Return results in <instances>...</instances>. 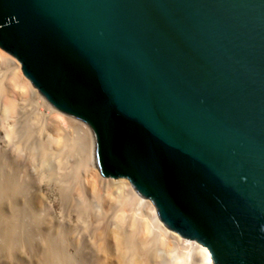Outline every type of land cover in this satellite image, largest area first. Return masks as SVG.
Segmentation results:
<instances>
[{
	"label": "water",
	"instance_id": "obj_1",
	"mask_svg": "<svg viewBox=\"0 0 264 264\" xmlns=\"http://www.w3.org/2000/svg\"><path fill=\"white\" fill-rule=\"evenodd\" d=\"M0 47L214 264H264V0H0Z\"/></svg>",
	"mask_w": 264,
	"mask_h": 264
},
{
	"label": "bare ground",
	"instance_id": "obj_2",
	"mask_svg": "<svg viewBox=\"0 0 264 264\" xmlns=\"http://www.w3.org/2000/svg\"><path fill=\"white\" fill-rule=\"evenodd\" d=\"M4 51L5 50L0 47V60L3 62V64L4 62H6V64H8L12 68L11 70H13L14 72V77L16 78L19 84H21L27 89L29 95L33 97L31 99H35L34 101L36 102V104H38L41 100L43 102L45 110L48 111V114L51 115L50 117H52V120L55 121V125H60V117L65 113H62L61 110L53 106L24 75V73L22 72L20 61L12 55L8 57V52L5 53L6 51ZM2 57H4V59ZM8 65L6 66L8 67ZM2 82L0 81V93H4L5 91ZM7 92L8 91H6V94ZM12 98L14 99L13 94ZM14 102L15 101H12L11 99H7L5 103L6 110L12 114L13 118V114H19V112H17V110H19L17 109V103ZM40 105L42 106V104ZM63 117H65V115H63ZM63 117H61V119H63ZM28 118H30V116ZM24 119H21L22 121H19L20 125L17 131L15 130L16 133L14 134L15 137H18V146L22 149L25 146L27 147L29 145V147H31L34 144V141H36L37 147L35 146L34 149L36 153L38 151V154L35 155L33 148L30 150L28 149L29 154H27V157L30 158V163H27H29V165H32L34 163L37 166L35 169L36 172L33 169L31 170L27 166L16 170L18 169V167L14 168L15 165L13 166V163H11L8 158L5 159V156L0 153V264H162V260L165 258L161 255L160 252L157 251L159 250L157 244L163 245L168 243V241H173L182 244L184 248L182 245H180L181 248L185 249L184 252H181L183 254L175 257V264H190L194 261L196 264H214L209 249L198 240L183 237L175 230L166 226L165 223L159 218L156 206L154 205L152 200L141 196L134 188L132 183L129 181V179L123 177L107 178L105 176V181L102 179L103 175L100 173V171H98L99 169L94 161L93 137L91 134L92 131L90 127L87 126V124H76V127H78V129H80L82 133L81 137H83V141H86L85 143L88 145V150L86 149L87 151L85 152V154L81 153L83 155L79 156V161L77 160L74 166L75 169H73L74 167H72V171L71 169L69 171H66V169L64 168L65 171H62L63 169L61 170L60 168H58L61 171H54L52 170L49 164V162L52 161L51 156L53 157L54 154L61 155V153H59L62 152L60 148H65L64 146L66 145V137H69V135H65V133H63L60 128V130L58 129L59 132L57 133V137L55 139L51 138L53 140L50 142L46 141L39 143L41 142V140L37 142V140L31 139L33 138L32 136L34 131L32 132L31 124H29L28 121ZM63 120L65 121V119ZM31 121L33 122V120ZM69 122L70 121H68L67 123ZM59 127H61V125ZM67 141V143L72 145V143H70V140ZM20 144L25 145H23L22 147ZM62 144H64V146ZM72 146H70V148ZM19 147H16L17 150H21L19 149ZM73 149L74 148H71V150H69L72 151ZM63 151V155H65L64 153L66 150ZM17 153L19 154V152ZM52 162L51 165L53 167ZM81 163H86L87 165L90 164L92 167L90 168L93 173L91 175H94V177L92 179V183L90 180V182L88 181L89 189L87 190H89L91 194V196L89 197H92V200L95 199L93 202L98 200V204L96 203L97 205H99V199L101 195L102 197L106 196H103V194H101L105 193L103 191L106 189H100L101 186L104 187V184H101L100 182L101 180L104 182L108 181V183L106 184L108 186L105 185L106 187H109L111 189L110 190L108 188L109 190L107 189L106 191V193L109 191V196L107 197L108 206L103 209V205H100L103 209L102 212L99 209L96 210L95 208H92L91 205L94 204H91L89 202L91 200H89L88 202L85 201V199H89L88 196V198H85L83 196L86 195L82 193L81 196L80 191L77 192V190H74L77 189L76 183H80V181L77 182V180L78 178H80L79 168L81 167ZM66 166L69 167V164ZM86 167L88 168V166ZM43 183L48 185L56 193V195L59 196L57 197L60 198V200L64 201L63 203L66 202L65 206H67V208L73 209L75 207V211L80 210V215L81 213H84V215H88L89 213L87 211L89 207H91V209L93 210L95 209L96 211H94L97 212V214H94L96 216V219L91 221L92 218L89 219V216H86V219H73V217L70 218L71 216L68 217V215L62 216L63 220H57L48 216L46 207L44 205L45 201L42 200L44 195L42 196L40 193L41 184L43 185ZM69 183H73V185H71L73 188L68 185ZM98 189H100L101 192L98 191ZM116 190L117 193L113 194L111 192H116ZM83 192L85 193V191ZM102 199L103 198L100 199V202L102 201ZM59 201L58 203H60ZM102 202L106 206L105 202ZM133 203H138L139 205H141V209L143 208V210L146 211L145 212L141 209L139 210L140 215V212L143 211L144 214L146 213L145 215L147 216L145 219L141 220V224H139L140 220L138 221L139 223H134L135 220L130 221L129 216L131 215L129 214V220L127 219L125 221L124 216H126L127 218V213L124 209H126V207L130 206L131 204V206L135 205ZM135 206V208H140V206H138L137 204ZM67 208H65L66 210H64L66 211V213L68 211ZM96 208L100 207L97 206ZM121 209H123V212L126 214L123 216L124 218L122 217L123 214H120V211H122ZM71 211L73 212V210ZM129 212L131 213V211ZM135 213L134 216L132 214L133 217H136L138 215H136ZM137 218L141 219L139 216ZM103 223H106L105 229L101 227ZM151 224H154V227L156 226V228H158L157 230H160L158 231V237L155 236V240H151L150 238L148 239V236L152 238V235L154 236V234L156 235L157 233H154L155 231H157H154V227L152 233L150 232L152 230V226L150 227ZM111 225L113 228L109 229V226ZM98 228H100L101 230H99ZM148 228L150 230L149 233L152 235L146 236L148 234ZM140 234L142 235V237ZM158 241L160 242L156 244V242ZM192 257L194 261L189 262V258ZM168 261L169 260L167 259V263ZM187 261L189 263H187Z\"/></svg>",
	"mask_w": 264,
	"mask_h": 264
},
{
	"label": "rangeland",
	"instance_id": "obj_3",
	"mask_svg": "<svg viewBox=\"0 0 264 264\" xmlns=\"http://www.w3.org/2000/svg\"><path fill=\"white\" fill-rule=\"evenodd\" d=\"M5 52V51H4ZM5 53H7V52H5ZM7 54H9V53H7ZM5 56V55H4ZM11 56V54H9L8 55V57H10ZM3 59H4V57H2ZM10 59V58H9ZM8 63V62H7ZM6 65H8V64H6V62H4V64H3V62L0 60V81L3 83V87L5 88V91H4V93L3 92H1L0 93V153L2 154V155H4L5 157V159H9L10 160V162L11 163H13L12 165L14 166L15 165V167L14 168H17L18 167V169H16V170H19V169H21L22 167H24V166H27V167H29L31 170L33 169L35 172H36V166L37 165H35L34 163L31 165H29V163H30V161H29V159L30 158H28L27 157V154H29V151H28V149L30 150V149H32L33 148V151H34V153H35V155L36 154H38V151H37V153L35 152V149H34V147L36 146L37 147V143H36V141H34V144H33V141H32V146L31 147H29V146H25L23 149L22 148H20L18 145V137H15V134L14 133H16L15 132V130L17 131V129H18V127H19V125H20V120L22 119H24L25 117V119L24 120H26V121H28V123L29 124H31V126H32V128H31V130H32V132H33V138H31L32 140H37V142H39L40 140H41V142H39V143H42V142H46V141H52L53 139H55L56 137H57V133L59 132L58 131V129L60 130V128H61V131L63 132V133H65V135H69V137H66L63 133V135L66 137V145L64 146V144H62L65 148L64 149H62L63 147H61L60 149L62 150V152H59V153H61V155L60 154H54V156L52 157L51 156V159H52V161L53 160H55V161H51L52 162V164H53V167H52V165H51V162H49V164H50V167L52 168V170H54V171H56V170H58V171H61L62 169V171H65V169H66V171H69L70 169H71V171L73 170V169H75V164H76V162H77V160L79 161V156L80 155H83V154H85V152L88 150V145L83 141V137H81L82 135V133H81V131H80V129H78V127H76L77 125H81V124H86L84 121H81L80 119H77V118H75V117H73V116H71V115H69V114H63V115H65V117H63V115L61 116V117H63V119H65V121L63 120V119H61V117H60V125H61V127H59L60 125L59 124H56L55 125V121H53L52 120V117H50L51 115H49L48 114V111H46L45 110V108H44V106H43V102L40 100L39 101V103L38 104H36V102L34 101L35 99H31V98H33L31 95H29V93H28V91H27V89L24 87V86H22L21 84H19L18 83V81L16 80V78L14 77V72H13V70H11L12 68L8 65V67L6 66ZM10 67V68H9ZM3 88V89H4ZM8 89V90H7ZM6 91H8L7 92V94H6ZM9 94H10V97H9ZM12 94H13V97H14V99L12 98ZM11 99L12 101H15L14 103H17L16 105H17V109H19V110H17V112H19V114L18 113H16V114H13L14 115V118H13V116H12V114L10 113V112H8L7 110H6V105H5V103H6V100L7 99ZM17 99V100H16ZM2 100V101H1ZM19 100V101H18ZM30 101V102H29ZM41 102V103H40ZM3 103H4V105H3ZM20 103V104H19ZM23 103V104H22ZM32 103V104H31ZM19 104V105H18ZM26 104V105H25ZM40 104H42V106L40 105ZM32 105V106H31ZM4 106V107H3ZM22 106V107H21ZM26 106V107H25ZM28 106V107H27ZM19 107V108H18ZM24 107V108H23ZM31 107V108H30ZM33 107V108H32ZM21 108V109H20ZM22 110H23V112H22ZM25 110V111H24ZM29 110V111H28ZM44 110V111H43ZM8 113H7V112ZM6 112V113H5ZM30 114H29V113ZM45 112H46V114H45ZM62 112V111H61ZM21 113V114H20ZM26 113V114H25ZM34 113V114H33ZM63 113V112H62ZM7 114H9V115H7ZM25 114V115H24ZM48 114V115H47ZM20 115H21V117H20ZM24 116V117H23ZM30 116V118H28ZM67 118H70V119H67ZM30 119V120H29ZM38 119H39V121H40V123H39V121H38ZM16 120V121H15ZM21 120V121H22ZM31 120H33V122L31 121ZM62 120H63V122H62ZM67 120V121H66ZM30 121V122H29ZM37 121H38V123H37ZM68 121H70L71 122V124H70V122L69 123H67ZM73 122H75V123H73ZM27 123V124H28ZM81 123V124H80ZM53 124V125H52ZM77 124V125H76ZM17 126V127H16ZM57 126V127H56ZM88 126V125H87ZM15 127V128H14ZM59 127V128H58ZM40 128H42V129H40ZM12 129V130H11ZM45 129V130H44ZM52 129V130H51ZM53 129H56V130H53ZM64 131H63V130ZM11 130V131H10ZM44 130V131H43ZM60 131V132H61ZM12 132V133H11ZM40 132V133H39ZM67 132V133H66ZM8 133V134H7ZM56 133V134H55ZM13 134V135H12ZM51 134V135H50ZM92 134V133H91ZM12 135V136H11ZM36 135V136H35ZM55 136V137H54ZM50 137V138H49ZM17 138V139H16ZM36 138H38V139H36ZM51 138H53V139H51ZM44 140V141H43ZM67 140H70V143H72V145H70L69 143H67L68 141ZM71 140H73V141H71ZM17 141V142H16ZM48 142V143H49ZM74 142V143H73ZM77 142V143H76ZM67 144H69L70 146H72L71 148H74V149H76V150H72V151H74V152H72V151H70L71 150V148H70V146L69 145H67ZM21 145V144H20ZM23 145H25V144H23ZM23 145H21L22 147H23ZM86 145V146H85ZM68 146H69V148H68ZM19 147V149H21V150H17V148ZM67 147V148H66ZM78 147V148H77ZM70 149V150H69ZM87 149V150H86ZM39 150V149H38ZM63 150H66L65 151V155H63ZM78 150V151H77ZM3 151V152H2ZM22 151V152H21ZM70 151V152H69ZM17 152H19V154L17 153ZM26 152H28V153H26ZM78 154H77V153ZM80 152V153H79ZM4 153V154H3ZM76 153V154H75ZM81 153H83V154H81ZM22 154V155H21ZM68 154H70V155H68ZM20 155V156H19ZM57 155V156H56ZM62 155H63V157H62ZM21 158H19V157ZM22 156V157H21ZM56 156V157H55ZM66 156V157H65ZM69 156V157H68ZM55 158V159H54ZM61 161H60V160ZM64 159H66V160H64ZM58 161V164H57V161ZM21 161V162H20ZM27 162H29V163H27ZM56 162V163H55ZM64 162V163H63ZM39 163V162H38ZM65 163H66V165H68L69 164V167L68 166H66L65 165ZM25 164H27V165H25ZM36 164H37V162H36ZM83 164V165H82ZM56 165V166H55ZM65 167H64V166ZM88 166V168H89V170H88V168L86 167V166ZM81 167L79 168V177L80 178H78V180H77V182L78 181H80V183L78 182V183H76L77 185H76V188L77 189H74L75 191L77 190V192H79L80 191V194H81V196H82V193L84 194V195H86V196H83V197H89V196H91V194H90V192H89V190H87V189H89L88 187H89V182L91 181V183H92V179H93V177H94V175H91V174H93L92 173V171H91V169L90 168H92L91 167V165L90 164H86V163H81V165H80ZM67 167V168H66ZM71 167V168H70ZM72 167H74L73 169H72ZM84 167V168H83ZM54 168V169H53ZM58 168H60V169H58ZM65 168V169H64ZM94 168V167H93ZM98 170V169H97ZM21 171V170H20ZM99 171V170H98ZM94 172V171H93ZM82 175V176H81ZM37 176V175H36ZM96 176V175H95ZM82 177V178H81ZM102 178V177H101ZM108 178V177H107ZM106 178V179H107ZM85 179V180H84ZM104 181H105V177L103 176V178H102ZM127 179V178H126ZM90 180V181H89ZM89 181V182H88ZM99 181H100V179H99ZM104 181H102L101 180V184H104L103 186L105 187H100V189H102L103 188V190L104 189H106V190H102L103 192H105V193H101V194H103V196L104 195H106L105 197H102V195H101V197H100V199L101 198H105L104 200L102 199V201H104L105 202V204H106V206L104 205V203L101 201L100 202V199L99 198H97V199H99V205H97L98 204V200H96L95 202H93L95 199H93L92 200V197H89V199H85V201H89V200H91V201H89L91 204H94V205H91L92 206V208H95L96 210L97 209H99V210H101V212L103 211V209H105V207H107L108 205H107V202H108V196H109V191L106 193V191H107V189L109 188V187H106V186H108V185H106L107 183H108V181H106V182H104ZM82 183V184H81ZM97 183H98V181H97ZM78 184H80V185H78ZM86 184H88V185H86ZM69 186H71V185H73V183H69L68 184ZM87 187H86V186ZM100 185V184H99ZM98 185V186H99ZM106 185V186H105ZM79 186H80V188H79ZM71 188H73L72 186H71ZM79 188V189H78ZM85 189V190H84ZM100 189H98V191H100L101 192V190ZM110 189V188H109ZM108 189V190H109ZM73 190V191H74ZM111 190V189H110ZM83 191H85V193H87V194H85ZM113 194L114 193H117V190H116V192L115 191H111ZM110 192V193H111ZM40 193H41V195L43 196V201H45V207H46V210H47V215L48 216H50V217H52V218H54V219H57V220H60V219H62L63 220V218H62V216H68V217H70V218H72L73 217V219H76V218H79V219H86V216H89V219L90 218H92L91 219V221H93L94 219H96V216L94 215L95 213L97 214V212H95L93 209H91V207H89V209H88V215H84V213L82 214L81 213V215H80V210H78V211H75L76 209H69V208H67V206H65L66 205V202L65 203H63L64 201H62V200H60V198H58L59 196L58 195H56V193L48 186V185H46L45 183H43V185L41 184V190H40ZM89 193V194H88ZM99 193V192H98ZM58 196V197H57ZM87 197V198H88ZM45 198V199H44ZM91 198V199H90ZM60 200V201H59ZM82 200V199H81ZM105 200H107V201H105ZM58 201L60 202V203H58ZM62 201V202H61ZM63 203V204H62ZM97 203V204H96ZM101 203V204H100ZM103 203V204H102ZM62 205V206H60V205ZM95 204H96V206H95ZM133 204H135V203H133ZM138 205V206H140V208L138 209V208H135L136 206L135 205ZM135 205H133V206H127L126 207V209H124L125 211H126V213H127V218H126V216H124V215H126L124 212H123V209H121L122 211H120V214H123L122 215V217L124 216L125 217V221L128 219V216L129 215H131V216H129L130 218V221H132V220H135L134 221V223H136V222H138L139 220H140V223L139 224H141V220L142 219H145L147 216L144 214V212L143 211H145V210H143V208L141 209V205H139L138 203H136ZM100 205H103L102 207H103V209L101 208V206ZM65 206V207H64ZM94 206V207H93ZM100 207V208H96V207ZM135 206V207H134ZM63 209H62V208ZM129 207V208H128ZM65 208H67V213H66V211H64V210H66ZM132 209V210H131ZM143 210V211H141L140 213H141V215L139 214V210ZM71 210H73V212L71 211ZM92 210V211H91ZM127 210H128V212L129 211H131V213L129 212H127ZM136 210V211H135ZM138 210V211H137ZM69 211H71V212H69ZM91 211V212H90ZM134 211V212H133ZM86 212V213H87ZM93 212V213H92ZM99 212V211H98ZM122 212V213H121ZM136 212V213H135ZM143 212V213H142ZM146 212V211H145ZM79 213V214H78ZM119 213V212H118ZM134 213L137 215H135L136 217H133L134 216ZM65 214H67V215H65ZM94 216H93V215ZM129 214V215H128ZM132 214H133V216H132ZM142 214H144V215H142ZM92 215V216H91ZM140 217L141 219H138L137 217ZM141 216H143V217H141ZM123 217V218H124ZM133 217V218H132ZM137 218V219H136ZM128 219V220H129ZM129 221V222H130ZM128 222V221H127ZM143 222H144V220H143ZM137 223V224H138ZM104 225V226H103ZM103 225H101V227H103V229H105V225H106V223H103ZM152 226V227H151ZM110 228L109 229H111V228H113L112 227V225L111 226H109ZM150 227L152 228V230L150 231L149 230V228H148V234L146 235V236H148V235H152V234H150L149 233V231L152 233V231H153V229H154V231L155 230H157L158 228H156V226L154 227V224L152 225H150ZM154 227V228H153ZM150 228V229H151ZM99 230H101L100 228H98ZM140 231H142V230H140ZM158 231H160V230H157V231H155L154 233H156V235L154 234V236L152 235V238L150 237V236H148V239L150 238L151 240L152 239H154L155 240V238L156 237H158ZM142 233V232H141ZM141 235V234H140ZM144 236V235H143ZM156 236V237H155ZM141 237H142V235H141ZM160 241H158V242H156V244L157 243H159ZM170 241H168V243H166L167 244V246H166V244H163V245H159V244H157V247L159 248V250H157L158 252H160L161 253V255L165 258V259H163L162 260V264H175L174 263V261H175V257L176 256H180L181 254H183V253H181V252H184V250L185 249H183L184 248V246L182 245V244H179V243H176V242H173V241H171L170 243H169ZM154 244V243H153ZM152 244V245H153ZM155 244V245H156ZM174 244H175V246H174ZM166 247H165V246ZM177 245H179V246H177ZM180 245H182L183 246V248H181V246ZM182 250V251H181ZM179 253V254H178ZM183 256V255H182ZM167 259L169 260L168 261V263H167ZM192 259V260H191ZM165 261V262H164ZM190 261H194V259H193V257L192 258H189V262ZM170 262V263H169ZM188 261H187V263H189ZM192 263V262H191ZM190 263V264H191ZM192 264H196L195 263V261L192 263Z\"/></svg>",
	"mask_w": 264,
	"mask_h": 264
}]
</instances>
